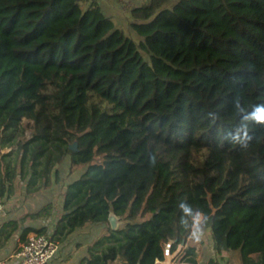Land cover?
Segmentation results:
<instances>
[{"label":"trees","instance_id":"16d2710c","mask_svg":"<svg viewBox=\"0 0 264 264\" xmlns=\"http://www.w3.org/2000/svg\"><path fill=\"white\" fill-rule=\"evenodd\" d=\"M168 1L133 10L137 44L80 0H0L1 199L47 185L67 157L87 166L51 234L11 221L0 249L104 224L80 264H157L164 239L203 230L215 253L264 264V0ZM181 262L198 264L194 246Z\"/></svg>","mask_w":264,"mask_h":264},{"label":"rangeland","instance_id":"374dc122","mask_svg":"<svg viewBox=\"0 0 264 264\" xmlns=\"http://www.w3.org/2000/svg\"><path fill=\"white\" fill-rule=\"evenodd\" d=\"M178 1L169 0L161 6L160 10L167 12ZM151 2L152 0H80L79 7L83 12L97 8L105 17L113 22L117 29L123 31L126 36L139 44L142 38L132 28V24L137 22L133 16V10L137 7L148 6ZM142 53L146 56L144 52ZM31 123L28 119L23 121L25 136L28 138L31 136L29 128ZM6 138L8 136L1 135V139L4 140ZM3 151L4 153L10 152L11 148H3ZM69 159L67 157L63 163L56 167L57 171H55L56 169L53 171L47 185L38 183V190H29L27 181H19L16 193L4 201V213L0 215V226L9 223L10 220H17L22 226H47L49 232H52L62 215L63 194L67 184L77 179L87 168L84 165L72 166ZM47 205L51 206V214L49 216H44L37 220L27 217L28 214L35 213ZM201 221L202 216L195 218L196 224H199ZM123 224L124 222L122 221ZM108 229L109 226L104 224H91L75 231L66 241L60 242V255L55 264H80L81 260L88 256V248L107 235ZM188 240L189 246L196 248L199 264H211L215 262L214 258L216 256L211 255L213 241L209 230L194 233ZM1 244L3 243L0 237ZM1 250L0 252H2Z\"/></svg>","mask_w":264,"mask_h":264},{"label":"built area","instance_id":"2783aa9c","mask_svg":"<svg viewBox=\"0 0 264 264\" xmlns=\"http://www.w3.org/2000/svg\"><path fill=\"white\" fill-rule=\"evenodd\" d=\"M3 213L4 201L0 197V215ZM161 247L164 260L157 261V264H185L181 262V257L187 249L185 244H177L175 240L166 238L161 242ZM59 255L60 243L48 235L38 234L28 235L25 241L19 243L15 253L22 264H55Z\"/></svg>","mask_w":264,"mask_h":264},{"label":"crops","instance_id":"0c3cea01","mask_svg":"<svg viewBox=\"0 0 264 264\" xmlns=\"http://www.w3.org/2000/svg\"><path fill=\"white\" fill-rule=\"evenodd\" d=\"M2 140L3 139L0 138V151L4 153L2 147ZM11 221L15 220H10V222ZM19 243V237L14 236L9 242L5 244L4 247H2V252H0V264H22L21 260L15 256V250H17ZM189 245L190 244L188 240V242L185 244V248L188 249L190 247ZM211 255L216 256V258H214V264H240V259L236 251L226 252L220 255L212 251ZM197 260L199 264V256H197Z\"/></svg>","mask_w":264,"mask_h":264},{"label":"water","instance_id":"95a60500","mask_svg":"<svg viewBox=\"0 0 264 264\" xmlns=\"http://www.w3.org/2000/svg\"><path fill=\"white\" fill-rule=\"evenodd\" d=\"M70 149L76 151V150H77V145L74 144V145L70 146ZM199 216H200V215H199ZM108 220H109V223H110L111 229H112L113 231H117V230H119L120 227L122 226V220H121L120 216H117V215L114 214V213H111V214L109 215ZM182 244L184 245V244H185V241L182 242Z\"/></svg>","mask_w":264,"mask_h":264}]
</instances>
